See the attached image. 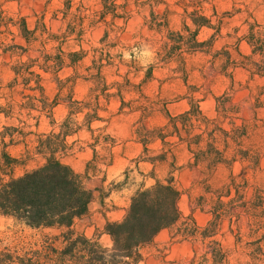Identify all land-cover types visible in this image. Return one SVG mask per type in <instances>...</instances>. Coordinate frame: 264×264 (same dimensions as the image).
I'll return each mask as SVG.
<instances>
[{"label":"rangeland","instance_id":"rangeland-1","mask_svg":"<svg viewBox=\"0 0 264 264\" xmlns=\"http://www.w3.org/2000/svg\"><path fill=\"white\" fill-rule=\"evenodd\" d=\"M106 1L114 5L108 4L105 9L103 0H0L2 15L10 19L0 27V108L4 109L0 113V152L4 148L3 139L7 145L5 151L19 161L4 179L17 178L43 165L44 159L32 154L36 135L60 131L68 114L69 100L89 103V109L83 106L70 117L75 124L72 131L81 127L66 137V152L56 155L80 172L86 187H92L88 211L74 221L73 230L110 248L112 242L104 231L105 225L123 220L136 191L149 188L158 180H170L181 193L178 203L181 219L139 249L137 264H214L212 251L217 250V264L249 263L250 254L256 249L254 241H260L264 254V227L253 225L254 220L237 207L240 201L234 202L235 216L225 217L214 235L207 238L199 235L213 220L206 212L212 204L217 200L227 203L234 197L233 192L228 198L221 194L217 197L212 192H219L229 182L230 173L237 175L244 164L238 161L232 167L222 165L207 174L204 167L193 166L190 153L181 144L173 148L165 163L154 166L142 160L147 153L142 152L136 141L139 142L141 133L137 129L150 131L164 125V110L177 113L187 106L190 97L200 101L205 115L215 117V99L224 92L234 89L232 103L237 104L251 91L259 99L254 104L256 108L251 109L252 99L242 105L237 117L256 125L243 140V146L252 150L254 159L258 157L260 161L257 168L254 164V169L247 171L246 179L249 185L264 188V76H252L242 68L228 69L227 73H231L228 76L221 70L224 59L219 57L211 63L212 55L223 53L225 48L233 58H239L234 51L236 38L245 35L249 24L264 26V0ZM192 12L210 22L209 27L199 29L198 40H214L211 51L208 54L183 51L181 59L167 58L166 51H160L164 36L168 31H181L184 24L195 30L189 18ZM21 19L29 30L44 25L57 38L46 43L47 53L57 55L56 48L60 49L62 43L60 50L65 55L79 54L76 63L67 57L58 75L44 72L40 66L33 67L41 76L39 86L43 96L33 82L9 87L14 78L13 67L34 59L40 46L39 41L31 46L25 44L17 27ZM161 19L163 27L159 28L157 23ZM39 34L37 31L35 35ZM15 45L27 51L16 49ZM238 46L241 54L249 55L244 41ZM132 48H147L155 54V60L146 69L136 59L125 60L123 51ZM41 64L42 60L38 65ZM121 99L125 107L120 110ZM43 103L57 104L47 114L38 111ZM9 105L12 110L6 115ZM95 106L98 119L90 123L89 130L84 117ZM230 145L235 147L233 142ZM159 148L158 142L149 143L148 156ZM88 161L92 163L86 174ZM110 163L113 166L108 168ZM102 173L107 175L100 178ZM237 182L241 179L237 178ZM122 209L124 214L119 211ZM261 223L264 225V219ZM195 228L198 234L191 235ZM62 231L31 229L0 215V249L19 255L35 250L47 252L50 248L59 251L64 247L59 236ZM260 258L262 261L257 264H264V257Z\"/></svg>","mask_w":264,"mask_h":264},{"label":"trees","instance_id":"trees-1","mask_svg":"<svg viewBox=\"0 0 264 264\" xmlns=\"http://www.w3.org/2000/svg\"><path fill=\"white\" fill-rule=\"evenodd\" d=\"M103 4L107 9L106 7L110 3L103 0ZM189 18L195 30L191 31L189 26L184 24L181 31H168L164 36L165 41L160 47V51H166L167 58L181 59L183 51L189 54L195 52L208 54L211 51L214 40H198L199 29L203 26L209 27V20L197 12L190 13ZM8 20L10 19H5L0 11V27L5 26ZM163 21L161 19L157 23L159 28L163 27ZM20 22L16 24L19 35L25 44L31 46L32 43L39 41L40 46L37 50L38 55L33 57L34 59L29 58L27 62H20L13 67L14 78L9 87L13 88L20 84L27 86L33 82L35 88H39L41 96H43V89L39 86L41 76L32 70L33 67L40 66L39 68L44 72L58 75L59 71L65 67L67 57L71 63H76L79 60V54L71 52L65 55L60 50L62 43L59 44L60 49L56 48L57 55L47 53L46 43L49 40H57V38L48 33L44 25L37 26L35 30H29L24 19H21ZM16 24L13 23V25ZM37 31H40L38 36L35 35ZM43 36L46 37L41 39ZM242 41L249 47V55L240 53L238 45ZM15 48L27 51V48L23 49L20 46L15 45ZM234 51L239 58H233L232 54L225 49L223 53L212 55L211 63L214 64L221 57L222 60L224 59L221 65L224 74L230 68L231 71L242 68L250 72L252 76H264V26L255 22L249 24L245 35L236 38ZM40 60H42V64L38 65ZM227 75L230 76L231 73H227ZM120 93L121 91L118 89L117 95L120 96ZM235 93L234 89H230L215 99V113L217 114L215 117L205 115L200 108V101H193L190 97L188 108L184 112L171 115L167 109L164 110L166 119L164 125L150 131H144L142 128L141 130L137 129V131H141L138 139L143 146L144 153L149 151L147 149L149 143L158 141L162 145L161 151L165 150L161 155L150 158L151 161L163 160L167 152L182 144L190 153L193 166L204 167L207 174H212L222 165L232 167L238 161L244 164L237 175L230 173L229 182L224 184L219 192L218 190L212 192V195L216 194L218 197L221 194L227 198L233 192L234 197L227 203L217 200L212 204L211 210L206 211L213 216V220L199 232L202 238L214 235L215 230L218 229L225 217L235 216L232 211L237 207L243 208L249 218L254 220L253 225L264 227L261 223V220L264 219V188L253 187L248 184L246 179L247 171L254 169V164L257 168L260 160L258 157L254 159L252 150L245 149L243 146V140L250 135V129L256 125H250L247 120L237 117L242 105L253 99L254 103L251 109H254L256 108L254 104L259 99L256 98V95L253 96L250 91L240 103L233 104L232 99ZM120 102L121 110L125 104L122 99ZM56 104L46 105L43 103L38 111L48 114ZM83 106L90 108L89 103L83 104L79 101L69 100L68 114L60 125V131L56 134L36 135L37 144L33 148L32 154L41 156L44 163L22 176L4 179L9 176L8 171L19 161L5 151L7 145L3 143V139L1 140L4 148L0 152V215L11 217L31 229H61L63 231L59 236L63 240L64 247L59 251L50 248L47 252L35 250L23 255L3 248L0 249V264H105L106 254L113 251L112 245L110 248H104L97 241L73 230L74 221L86 215L92 200V192L84 186L83 176L56 157L57 154L66 152V137L80 129L81 126H77L72 131V126L75 124L70 120V117L80 112ZM11 110L12 107L9 105L6 115ZM97 111L98 108L95 106L85 114L84 122L88 125V129L90 123L98 119ZM1 112H4V109L0 108ZM225 121H227L226 128L224 127ZM230 142H233L235 147H231ZM229 149H231V153L227 154ZM237 178H240L241 182H237ZM249 192H252L253 195L248 194ZM180 196L181 193L170 180L165 183L157 182L149 188L138 190L131 198L123 220L105 225V233L111 237V242L113 239L115 240V248L120 250L118 255H114L112 264H137L140 259L139 249L149 244L160 231L172 227L180 221L181 213L178 207ZM235 201H240L237 207L234 205ZM238 219L237 216L235 220L238 221ZM188 233L187 235H189ZM193 234H198L197 228L191 235ZM254 242L253 246L256 249L255 252H251L250 261L247 264H257L262 261L260 257H264L260 241ZM213 252L212 260L214 264H217L215 253L219 254V252L218 250ZM225 258V256L222 257V260Z\"/></svg>","mask_w":264,"mask_h":264},{"label":"clouds","instance_id":"clouds-1","mask_svg":"<svg viewBox=\"0 0 264 264\" xmlns=\"http://www.w3.org/2000/svg\"><path fill=\"white\" fill-rule=\"evenodd\" d=\"M123 58L127 61L136 59L145 69L155 60V54L151 53L147 48H132L131 50L123 51ZM111 238V237H110ZM113 251L105 256V264H112L114 255L120 253L119 249L115 248V240H112ZM126 259V257H124Z\"/></svg>","mask_w":264,"mask_h":264},{"label":"crops","instance_id":"crops-1","mask_svg":"<svg viewBox=\"0 0 264 264\" xmlns=\"http://www.w3.org/2000/svg\"><path fill=\"white\" fill-rule=\"evenodd\" d=\"M226 49V48H225ZM189 102V101H188ZM187 108H188V103H187V106L183 109V110H181V111H179V112H177V113H171V112H169L168 110V112L171 114V115H178V114H180V113H182V112H184L185 110H187ZM137 143H136V145H140V147L142 148V152L144 153V151H143V146H142V144L140 143V142H138V141H136ZM158 144L160 145V148H159V150L158 151H156V152H154V153H152L153 155L152 156H148V154H149V151L147 152V155L145 156V158H143L142 160H144V162H149V163H151L152 165H154L155 166V164H163V163H165L166 162V160H167V157H168V155H170V153L172 152V150L170 151V152H167V154L165 155V157L163 158V160H155V161H151L150 160V158H153V157H157V156H159V155H161V153L163 152V151H165V150H163V151H161V149H162V145L160 144V142L158 141ZM178 146V145H177ZM176 147V146H175ZM147 149H148V146H147ZM149 150V149H148ZM142 153V154H143ZM173 154V153H172ZM171 154V155H172ZM144 155V154H143ZM110 158H112V154H110ZM92 163V161H88V163H87V165H86V174L88 173V171H89V166H90V164ZM113 166V164L112 163H110V164H108V168H110V167H112ZM197 168V167H196ZM77 173V172H76ZM78 174H80V172H78ZM103 175H107V173H105V174H101V176H99L100 178L103 176ZM91 180H93V179H91ZM90 180V181H91ZM157 182H162V183H165V182H163V181H155V183H157ZM83 183H84V180H83ZM154 183V184H155ZM153 184V185H154ZM152 185V186H153ZM84 186H85V184H84ZM86 187V186H85ZM88 190H92V187H86ZM141 190V189H140ZM137 192V191H136ZM135 192V193H136ZM121 213H125V210L124 209H122V210H119ZM111 214V213H110ZM107 215H109V214H107ZM82 218V217H81ZM80 219V218H79ZM79 219H76V220H79ZM75 220V221H76ZM113 220V219H112ZM73 227V226H72ZM88 238V237H87Z\"/></svg>","mask_w":264,"mask_h":264}]
</instances>
